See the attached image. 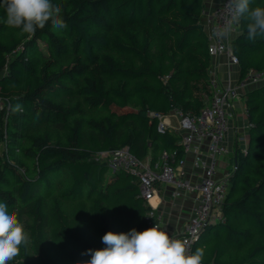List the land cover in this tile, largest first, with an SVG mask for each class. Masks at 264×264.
Returning a JSON list of instances; mask_svg holds the SVG:
<instances>
[{"label":"trees","instance_id":"16d2710c","mask_svg":"<svg viewBox=\"0 0 264 264\" xmlns=\"http://www.w3.org/2000/svg\"><path fill=\"white\" fill-rule=\"evenodd\" d=\"M52 3L66 27L49 21L30 39L0 7V200L35 249L8 264H76L109 231L145 230L136 176L95 155L127 146L152 162L164 149L181 156L179 135L159 132L149 112L197 115L212 94L204 0ZM246 24L230 41L239 77L264 69V36L247 39ZM242 98L245 145L230 157L220 218L191 250L204 251L202 264H264V83Z\"/></svg>","mask_w":264,"mask_h":264},{"label":"built area","instance_id":"2783aa9c","mask_svg":"<svg viewBox=\"0 0 264 264\" xmlns=\"http://www.w3.org/2000/svg\"><path fill=\"white\" fill-rule=\"evenodd\" d=\"M225 3L226 0H221L208 15L207 49L211 57L224 53L229 63L237 65V57L230 47L231 40L219 35V30L228 19ZM238 29L239 25H236L232 33L236 34ZM262 83L264 69H250L245 76L238 75L226 83L211 79L212 94L197 115L183 113L177 109L167 114L149 112L150 116L157 118L156 127L159 132L169 131L179 135L181 156H178L177 149H164L152 162L149 156L144 159L137 158L127 146L100 151L95 155L96 159H106L111 169L123 168L136 176L139 196L149 206L145 213L146 229L158 223L170 236L184 241L191 251L204 226L220 218L221 207L229 186V170L225 169L221 174L218 172L221 158L234 152L226 139L235 117L234 102L238 97H242L247 88ZM248 126L249 123L246 122L245 127ZM245 138L244 134L236 135V140L244 141ZM189 154H192L191 167L200 171L195 183H191L185 177L184 169ZM162 182L175 186L171 193L173 197L194 189L199 191L198 197L190 207L185 225L179 232H170L160 223L159 202L152 201L157 195V184Z\"/></svg>","mask_w":264,"mask_h":264},{"label":"clouds","instance_id":"9594fccd","mask_svg":"<svg viewBox=\"0 0 264 264\" xmlns=\"http://www.w3.org/2000/svg\"><path fill=\"white\" fill-rule=\"evenodd\" d=\"M250 4L251 0H226L228 19L219 30L221 37L229 38L241 20L247 21V39L254 41L264 36V7H250ZM0 7L6 12V25L19 29L29 39L49 21L53 29L66 27L61 7L52 0H0ZM20 110V105L12 109L13 112ZM29 243L17 211L0 200V264H8L19 255L20 246ZM102 243L104 248L82 253L90 255V260L76 264H202L204 257L202 249L189 251L184 241L170 236L158 223L143 231L134 228L119 234L109 231L103 235Z\"/></svg>","mask_w":264,"mask_h":264},{"label":"crops","instance_id":"0c3cea01","mask_svg":"<svg viewBox=\"0 0 264 264\" xmlns=\"http://www.w3.org/2000/svg\"><path fill=\"white\" fill-rule=\"evenodd\" d=\"M221 2V0H204V7L201 15V23L203 24V29L205 33L209 28L208 15L209 13ZM235 36L232 33L229 39L231 40ZM210 66V78L212 80H217L220 83H226L229 79H234L238 77L237 65H232L229 63L227 55L224 53H218L214 57H211ZM235 117L232 120L231 127L227 133V143L234 149L236 146L244 147L246 140H236V135L244 134L247 135V127L245 123L247 122L245 114V105L243 98L236 99L235 102ZM238 109V110H237ZM246 139V138H245ZM241 142V143H239ZM233 153L228 154V164L230 157ZM191 157L192 154L188 155L186 166H185V177L195 183L198 180L199 169L191 167ZM225 156L221 158L220 171L218 174L223 172L222 160ZM228 166V165H227ZM227 169V168H226ZM175 186L172 183H158L157 184V195L152 199L153 203L159 202V219L160 223L170 232H179L183 229L185 222L190 214V207L195 202L199 195L197 189L183 192L180 196L173 197L172 191Z\"/></svg>","mask_w":264,"mask_h":264},{"label":"rangeland","instance_id":"374dc122","mask_svg":"<svg viewBox=\"0 0 264 264\" xmlns=\"http://www.w3.org/2000/svg\"><path fill=\"white\" fill-rule=\"evenodd\" d=\"M239 98L241 99V97H238L237 99H239ZM239 143H241V142H239ZM1 149H2V146L0 145V151H1ZM224 156L225 157L222 160V164H227L228 166L224 165L222 170H225L226 168L229 169V167H230V163L228 164V155H224ZM37 234L36 235L40 236V237L42 235L41 231H38ZM28 236L30 239V243L26 246L23 244L20 246L19 258H18V260H20V261H22L25 258H28V256H30L33 252H35V249L31 246V243L33 241V236H31V234H29V233H28ZM40 237H37V239H39Z\"/></svg>","mask_w":264,"mask_h":264},{"label":"water","instance_id":"95a60500","mask_svg":"<svg viewBox=\"0 0 264 264\" xmlns=\"http://www.w3.org/2000/svg\"><path fill=\"white\" fill-rule=\"evenodd\" d=\"M234 163H235V159H234Z\"/></svg>","mask_w":264,"mask_h":264}]
</instances>
